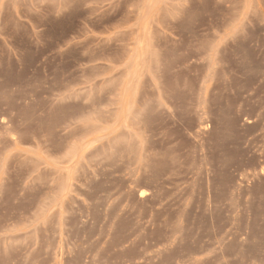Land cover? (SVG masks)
<instances>
[{"label": "rangeland", "instance_id": "1", "mask_svg": "<svg viewBox=\"0 0 264 264\" xmlns=\"http://www.w3.org/2000/svg\"><path fill=\"white\" fill-rule=\"evenodd\" d=\"M0 264H264V0H0Z\"/></svg>", "mask_w": 264, "mask_h": 264}]
</instances>
